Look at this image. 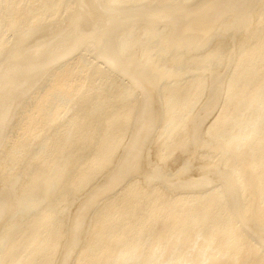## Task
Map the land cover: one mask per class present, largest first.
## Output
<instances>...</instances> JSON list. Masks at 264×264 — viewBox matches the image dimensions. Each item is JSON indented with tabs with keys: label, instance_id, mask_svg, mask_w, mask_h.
<instances>
[{
	"label": "bare ground",
	"instance_id": "6f19581e",
	"mask_svg": "<svg viewBox=\"0 0 264 264\" xmlns=\"http://www.w3.org/2000/svg\"><path fill=\"white\" fill-rule=\"evenodd\" d=\"M0 264H264V0H0Z\"/></svg>",
	"mask_w": 264,
	"mask_h": 264
},
{
	"label": "rangeland",
	"instance_id": "374dc122",
	"mask_svg": "<svg viewBox=\"0 0 264 264\" xmlns=\"http://www.w3.org/2000/svg\"><path fill=\"white\" fill-rule=\"evenodd\" d=\"M209 118H210V117H209ZM209 118H208V119H209Z\"/></svg>",
	"mask_w": 264,
	"mask_h": 264
}]
</instances>
